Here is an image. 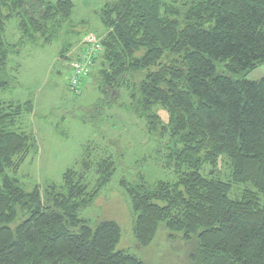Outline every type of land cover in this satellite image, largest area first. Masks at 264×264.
I'll use <instances>...</instances> for the list:
<instances>
[{
  "label": "trees",
  "instance_id": "16d2710c",
  "mask_svg": "<svg viewBox=\"0 0 264 264\" xmlns=\"http://www.w3.org/2000/svg\"><path fill=\"white\" fill-rule=\"evenodd\" d=\"M73 7L71 0H0V90L13 82L10 56L26 45L60 42L65 57L81 36L73 30L80 25L71 19ZM98 14L106 33L88 76L103 97L82 120L92 123L124 90L123 106L144 120L157 138L161 166L177 176L120 179L136 244L150 245L164 224L170 239L195 238L193 264H264V76L246 78L264 66V0H104ZM12 17L14 43L5 37ZM33 113L30 99L0 101V264H145L117 249L115 220L79 216L110 182L117 168L111 158L96 163L93 185L85 160L59 183L28 188L14 176L38 152L26 123ZM220 158L228 179L200 173Z\"/></svg>",
  "mask_w": 264,
  "mask_h": 264
},
{
  "label": "rangeland",
  "instance_id": "374dc122",
  "mask_svg": "<svg viewBox=\"0 0 264 264\" xmlns=\"http://www.w3.org/2000/svg\"><path fill=\"white\" fill-rule=\"evenodd\" d=\"M71 1L74 6L71 19L80 24L73 30L80 31L82 37L88 36L84 41L80 38L73 44L72 47L82 44L78 55L90 38L102 39L99 37L106 31L98 14L104 0ZM17 21V18L12 17L5 26V37L10 43L19 38ZM62 30L65 31L66 26ZM63 35L68 40L75 38L65 32ZM61 45L60 42L45 46L26 45L9 58L8 72L13 82L8 89L0 90V101L31 100L34 113L26 118V123L38 146V152L29 155L14 176L20 182L27 183L28 188L34 183L40 186L48 182L59 183L65 170H81L85 160L90 161L88 179L93 185L96 163L109 157L117 166L110 182L101 189L91 205L79 211V216L115 220L121 229L117 249L128 251L145 264H193L190 254L196 244L195 238L185 240L181 233L172 232L175 237L170 239L168 235L171 231L164 224H160L150 245L140 247L136 244L133 234L135 216L127 195L120 187V179L134 180L141 174L149 183L174 182L177 176L161 166V157L156 152L157 138L147 133L144 120L123 106L127 100L124 90H121L116 103L106 104L102 111L96 113L92 123L82 120L91 115L87 108L103 95L95 79L90 83L83 81L79 94L69 89L70 60L66 65L60 61V57L66 58L59 54ZM262 76L264 66L248 73L246 78L257 79ZM153 109L163 119L167 116L163 107L157 105ZM57 124L66 136L58 133ZM219 160L216 167L204 165L200 173L213 171L214 176L228 179L230 172L227 161L223 158ZM244 187L233 186L230 197L237 198ZM17 223L18 220L11 227L14 228Z\"/></svg>",
  "mask_w": 264,
  "mask_h": 264
},
{
  "label": "built area",
  "instance_id": "2783aa9c",
  "mask_svg": "<svg viewBox=\"0 0 264 264\" xmlns=\"http://www.w3.org/2000/svg\"><path fill=\"white\" fill-rule=\"evenodd\" d=\"M101 39H89L83 46L81 52L68 62L70 75L68 87L74 94L80 93L81 83L93 68L94 59L102 52Z\"/></svg>",
  "mask_w": 264,
  "mask_h": 264
},
{
  "label": "crops",
  "instance_id": "0c3cea01",
  "mask_svg": "<svg viewBox=\"0 0 264 264\" xmlns=\"http://www.w3.org/2000/svg\"><path fill=\"white\" fill-rule=\"evenodd\" d=\"M105 33H106V31H105ZM105 33L102 35V37L105 35ZM102 37H99V38H102ZM80 38H82L83 40L82 41H84V39H87L88 38V36H81ZM78 42V41H77ZM82 45V44H81ZM81 45H79L78 46V44L76 45V46H74V47H72L66 54H65V57L66 58H62L61 59V57L59 58L60 59V61L62 62L63 61V64H65L66 65V62L68 61V60H71L72 58H74V57H76V55H77V53H78V51H79V47H81ZM88 78V80H90V77L89 76H87ZM86 79V80H87ZM87 80V82H89ZM86 82V81H85Z\"/></svg>",
  "mask_w": 264,
  "mask_h": 264
},
{
  "label": "water",
  "instance_id": "95a60500",
  "mask_svg": "<svg viewBox=\"0 0 264 264\" xmlns=\"http://www.w3.org/2000/svg\"><path fill=\"white\" fill-rule=\"evenodd\" d=\"M86 79H87V77H84V80L86 81ZM89 81V83L92 81L91 79L90 80H88Z\"/></svg>",
  "mask_w": 264,
  "mask_h": 264
}]
</instances>
